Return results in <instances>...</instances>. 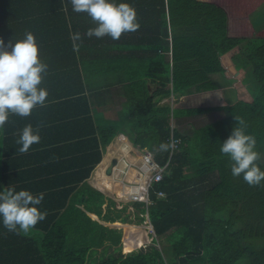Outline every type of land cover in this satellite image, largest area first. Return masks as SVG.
Here are the masks:
<instances>
[{
    "label": "trees",
    "instance_id": "trees-1",
    "mask_svg": "<svg viewBox=\"0 0 264 264\" xmlns=\"http://www.w3.org/2000/svg\"><path fill=\"white\" fill-rule=\"evenodd\" d=\"M263 1L0 0V135L33 110L53 99L66 105L65 95L76 93L79 108L70 118L76 147L87 150L76 155L77 169L63 167V183L51 186L52 172L45 171L44 192L36 195L43 202L32 214L20 199L14 212L0 205V264H264V38L253 36L250 17ZM242 45L245 56L235 50ZM227 69H246L251 98L176 105L195 89L219 88L211 73ZM85 80L125 83L128 112L95 123ZM171 95L173 114L169 102L159 103ZM23 97L25 104L17 101ZM220 109L227 114L190 123L192 133L177 128L183 116ZM127 123L131 141L167 164L150 188L153 202L136 203L135 215L141 221L138 212H148L157 237L170 244L133 246L125 254L120 242L130 229L104 225L90 213L131 222L121 215L127 205L110 199L105 210L106 195L87 178L102 160L101 144L105 149ZM160 190L166 195L158 196ZM139 235L150 236L146 229ZM109 243L121 252L106 254Z\"/></svg>",
    "mask_w": 264,
    "mask_h": 264
},
{
    "label": "crops",
    "instance_id": "crops-1",
    "mask_svg": "<svg viewBox=\"0 0 264 264\" xmlns=\"http://www.w3.org/2000/svg\"><path fill=\"white\" fill-rule=\"evenodd\" d=\"M251 24H253L252 21ZM253 32L255 33L254 29ZM217 73L222 72L211 73L213 79V75ZM216 81L218 84H220L218 80ZM100 82L101 81L97 82L95 80L94 82L90 81L89 84V81L85 80L84 86L86 88V102L88 104V107L89 105L91 107L90 111L95 120V123L107 124L111 120L119 119L123 112H128V109L126 110V104L128 105L127 102L129 99L127 98L128 93L126 91L125 83L113 82V84L101 86L102 83ZM74 84L76 83L70 81L69 90H71ZM171 86L172 84L170 83L169 87ZM155 87L157 86L151 85V90L153 91ZM51 89L53 90V93H55V85H53ZM193 91L197 90L195 89ZM65 97L66 98H64V101L68 100L66 105L64 104L63 106H58V100L53 99L51 102H49L50 106L41 107L38 112H35V110H33L34 113H31L27 117V120L12 124L11 126H13L14 129H12L11 132L8 131V134H6V136L3 137L0 135V205L5 204V207L7 209H10V212L15 208L14 203L18 199L25 202V208H23L25 209L26 213L32 214V211L35 212V210H38L39 202H43V200L38 201L36 195L44 192V189H42L44 188V184L41 181L42 179H45V171L49 170L50 172H52L51 180L54 181H50L51 186H53L54 182L63 183V179L60 178L63 167L72 166V169H77V161L75 160L77 157L76 155H78V153L87 151L83 149L79 150L76 147V141L79 138L75 135V125L72 122V118H70V114L76 112L79 108L77 100L78 96L76 95V93H74L69 94L68 98L67 95H65ZM171 99L172 96H167L164 97L159 103L169 102L171 105L172 114L173 103ZM17 101L25 104L24 97L18 98ZM177 102L176 105H179L177 104ZM66 113H68V115ZM225 115H221L218 118ZM185 117L190 116H183L178 120V123L176 122V124L178 125L180 121ZM174 122L175 121L172 118L171 127L174 126ZM190 123L192 122L187 121L185 124L189 127ZM18 125H22L23 128L17 129ZM62 126L64 127L61 128ZM121 128H123L122 130L125 129L124 131L126 132H120L117 136H115L114 139L110 142L111 146L119 137L124 136L130 139L129 135L133 132V129L131 130V126L127 123V125L123 124ZM193 130L194 129H192L188 133H192ZM181 132L183 133V131ZM9 137L11 138L10 140H8ZM108 147L109 145L107 146V150L109 153L110 148L108 149ZM101 149L103 152L104 148H102V144ZM107 154L104 155L103 158L111 156H107ZM138 155L139 153L135 152L131 157H135L137 158L136 161H139L140 157ZM63 158L67 159V161H63ZM111 159L112 158L107 159V164L111 161ZM57 171L60 174H56ZM29 176L32 177L28 179ZM92 179V176L90 178L88 177L87 181L92 186L96 185V183H94ZM73 199L74 198L71 196L70 200L72 201ZM29 200L35 201L36 204L34 206L29 205ZM81 207L86 209L84 204H82ZM90 214L94 218L100 220L96 215L92 213ZM29 217L31 216L28 215L26 219H28ZM117 223L123 224L121 222ZM16 225H18V222L14 225V227ZM24 229L25 225H22L19 231L22 232L24 231ZM9 240L11 241V239ZM11 245H13V247L16 246L15 242L12 241Z\"/></svg>",
    "mask_w": 264,
    "mask_h": 264
},
{
    "label": "rangeland",
    "instance_id": "rangeland-1",
    "mask_svg": "<svg viewBox=\"0 0 264 264\" xmlns=\"http://www.w3.org/2000/svg\"><path fill=\"white\" fill-rule=\"evenodd\" d=\"M257 8L250 12L251 15V21H252V28L255 30V33L252 32L256 37V39L264 38V1L260 3ZM240 55L245 56V46H239L235 49ZM236 57H239L238 55ZM246 69H241L236 74H231L229 70L227 69L226 72L217 73L214 74V79L218 80L221 84V86L218 89H212L207 91H193L191 93H187L184 95L177 104L184 105V106H195V105H209V104H219L221 102H229L232 103L238 99L241 98H251L248 94H250V85L251 83H245L242 78L244 76ZM174 97H172V103H174ZM226 111L224 110H217L212 111L209 113H202L196 116H190L185 117L180 121V123L177 125L180 131H183V133L187 134L192 129L188 127L185 123L187 121H191L195 126H199L200 124H203L207 121L213 120L218 118L221 115H225ZM176 125V124H175ZM111 145V143L109 144ZM94 171L91 172L90 176H92ZM107 194L111 195L110 191H106ZM106 194V195H107ZM104 209H107V205L104 206ZM138 211L137 206H130L127 210H123L121 215L129 214V219L132 220L131 223H123L119 224L117 221L108 222V220H102V223L107 226H112L118 229H123L121 231H124V229H130L128 233L125 232V235L128 237H123L122 242L125 240L127 241L126 245L123 242V250L124 253H128L132 251V247L135 246L136 248H145L147 245H151L153 242L156 243V245L160 248H166L170 241L165 236L162 238H158L156 233L152 234L150 237L144 236L143 238H140V230L139 228H145L147 232L151 231V224H148L147 221H144L145 223L140 222L138 226H135L138 222V219H136L135 212ZM121 222V221H120ZM122 223V222H121ZM144 225V226H143ZM154 238V239H153ZM131 239V240H130ZM130 240V241H129ZM129 241V242H128ZM143 241V244L142 242ZM133 242V243H132ZM140 242V243H139ZM146 243V244H145ZM140 244L142 247H140ZM125 245V246H124ZM108 250L106 251V254H115L118 255L121 251L116 247V245H110L107 244ZM103 246H100L98 248V253H96L97 257L103 252ZM104 253V252H103Z\"/></svg>",
    "mask_w": 264,
    "mask_h": 264
},
{
    "label": "built area",
    "instance_id": "built-area-1",
    "mask_svg": "<svg viewBox=\"0 0 264 264\" xmlns=\"http://www.w3.org/2000/svg\"><path fill=\"white\" fill-rule=\"evenodd\" d=\"M178 145V140L173 137L171 139L172 152ZM140 148H138L139 150ZM140 160L129 161L126 163V169L122 171V181L125 185L124 195L132 200H146L147 203L153 202L150 198V187L154 182L163 179L164 171L167 168V164L161 165L155 158V154L148 149L139 150ZM132 169L136 172V175L140 177L139 182L132 181L134 174L131 177H127V173ZM163 190L158 191V196H165ZM152 226V225H151ZM153 233L155 231L153 230Z\"/></svg>",
    "mask_w": 264,
    "mask_h": 264
},
{
    "label": "bare ground",
    "instance_id": "bare-ground-1",
    "mask_svg": "<svg viewBox=\"0 0 264 264\" xmlns=\"http://www.w3.org/2000/svg\"><path fill=\"white\" fill-rule=\"evenodd\" d=\"M123 138H117L116 142L110 147L109 153L107 156L112 155L114 152H119L120 160L118 164L114 166V171L111 175H108L105 171L106 168V161L108 158H105L104 162L101 163L95 171L93 182L96 183L97 186L100 188L111 190V192H116L118 194H123L125 190V185L123 184L122 179L119 177L121 170L125 167L127 161L137 160L135 157L130 156V150L132 149V145L126 140V137L122 136ZM121 138V139H120ZM132 181L139 182L140 177L136 175V172L132 171Z\"/></svg>",
    "mask_w": 264,
    "mask_h": 264
},
{
    "label": "clouds",
    "instance_id": "clouds-1",
    "mask_svg": "<svg viewBox=\"0 0 264 264\" xmlns=\"http://www.w3.org/2000/svg\"><path fill=\"white\" fill-rule=\"evenodd\" d=\"M172 97H174L173 95H171ZM172 100V99H171ZM172 114H173V112H172ZM121 138H123V137H121ZM120 138V139H121ZM126 140H128V142L132 145V149L130 150V156H132L133 155V153H135V152H138V153H140V151L139 150H141V149H148V150H150L151 152H153L154 153V151H152L151 149H149V148H146V147H141V146H139V145H136V144H134L132 141H131V139H129L128 137L126 138ZM134 144V145H133ZM109 145V144H108ZM107 145V146H108ZM111 147V145H109V147H108V149ZM138 148H140L139 150H138ZM108 153V150H107V147L104 149V151H103V156L104 155H106ZM155 154V153H154ZM171 154H172V152H171ZM117 158L118 159V161L120 160V156H119V152H114L111 156H110V158H112L111 159V161L107 164V162L105 163L106 164V173L108 174V175H111L112 173H108L107 172V169H108V167L111 165V163H112V160L114 159V158ZM156 158V157H155ZM105 160V158H103L102 157V160L96 165V167L93 169V174H92V177H94V174H95V171H96V169L98 168V166L103 162ZM139 160H140V158H139ZM127 162H129V161H127ZM126 162V163H127ZM118 163V162H117ZM126 164H125V168L123 169V170H125L126 169ZM123 170H121V172H120V174H119V177L122 179V175H123V173H122V171ZM113 171H114V169H113ZM127 177H131L132 176V169H130L129 170V172L127 173V175H126ZM90 178V177H89ZM95 188H97V189H99V190H101L105 195L107 194L106 193V191H108V190H106V189H103V188H100V187H98V186H96V185H93ZM151 188V187H150ZM110 192H111V190H109ZM166 194V193H165ZM110 199H113V200H115L116 202H117V207H119V208H122L123 206H125V205H127V209L130 207V206H134V205H136V203H139V202H141V203H145V205L147 206V205H150L151 204V202H149V203H147V201L146 200H132V199H130V198H128V197H126L125 195H124V193L123 194H121V195H119L118 193H116V192H111V195H109V194H107L106 195V203L104 204V206H108V203L110 202ZM149 199H151V196H150V198ZM152 200V199H151ZM153 201V200H152ZM112 207H114V206H112ZM126 209V210H127ZM139 214H140V216L141 217H143L144 216V218L141 220V221H138L136 224H134L135 226H138L139 225V223L140 222H142L143 221V223H145L144 221H147V219H148V224H151L150 226H151V228L153 227V230L155 231V233H156V230H155V227H154V224L152 223V221H151V218H150V216H149V213L148 212H146V213H144V212H141V211H139L138 212ZM95 215V214H94ZM98 217V216H97ZM99 218V217H98ZM136 218V217H135ZM100 219V218H99ZM137 219V218H136ZM102 220H105V219H100V222H102ZM109 222H112V221H110V220H108ZM119 222H120V220H118ZM122 223H131V222H129V221H126V222H124V221H121ZM144 226V225H143ZM142 229V230H141ZM145 229V228H144ZM139 230L140 231H143V228H139ZM141 233V232H140ZM148 233L150 234V236H152V234H155V233H153V231L151 230L150 232L148 231ZM156 235H157V233H156ZM140 236V235H139ZM149 236V237H150ZM125 237H127L126 235H125ZM147 237V236H146ZM128 238V237H127ZM140 238H142V237H140ZM123 239V238H122ZM154 239V238H153ZM131 240V239H130ZM129 240V241H130ZM128 241V242H129ZM124 243H125V245H126V243H127V241H123ZM123 242H122V240H121V244H122V246H123ZM142 242V244H143V241H141ZM133 243V242H132ZM146 244V243H145ZM124 245V246H125ZM148 246V245H147ZM146 246V247H147ZM140 247H142L141 246V244H140ZM145 247V248H146Z\"/></svg>",
    "mask_w": 264,
    "mask_h": 264
},
{
    "label": "water",
    "instance_id": "water-1",
    "mask_svg": "<svg viewBox=\"0 0 264 264\" xmlns=\"http://www.w3.org/2000/svg\"><path fill=\"white\" fill-rule=\"evenodd\" d=\"M118 162V159L115 157L113 160H112V163L111 165L108 167L107 169V172L108 173H112L113 172V169H114V166L117 164Z\"/></svg>",
    "mask_w": 264,
    "mask_h": 264
}]
</instances>
